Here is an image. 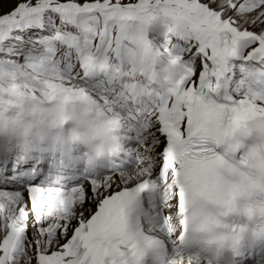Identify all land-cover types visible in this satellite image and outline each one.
Wrapping results in <instances>:
<instances>
[{"label": "snow or ice", "instance_id": "6c2138e0", "mask_svg": "<svg viewBox=\"0 0 264 264\" xmlns=\"http://www.w3.org/2000/svg\"><path fill=\"white\" fill-rule=\"evenodd\" d=\"M73 96L95 155L0 141V264H264V0H0V122Z\"/></svg>", "mask_w": 264, "mask_h": 264}, {"label": "clouds", "instance_id": "9594fccd", "mask_svg": "<svg viewBox=\"0 0 264 264\" xmlns=\"http://www.w3.org/2000/svg\"><path fill=\"white\" fill-rule=\"evenodd\" d=\"M98 126L99 117L93 114L87 102L73 96L68 100L63 119L33 112L28 107L18 109L12 120L6 115L0 122V141L7 143L11 138L13 143L28 141L54 149L84 147L95 155L104 142L96 133Z\"/></svg>", "mask_w": 264, "mask_h": 264}, {"label": "rangeland", "instance_id": "374dc122", "mask_svg": "<svg viewBox=\"0 0 264 264\" xmlns=\"http://www.w3.org/2000/svg\"><path fill=\"white\" fill-rule=\"evenodd\" d=\"M11 7H13V4L5 3L3 6V11L7 12Z\"/></svg>", "mask_w": 264, "mask_h": 264}]
</instances>
